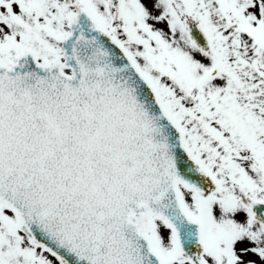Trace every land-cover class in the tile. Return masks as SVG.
Instances as JSON below:
<instances>
[{
    "label": "snow or ice",
    "instance_id": "obj_1",
    "mask_svg": "<svg viewBox=\"0 0 264 264\" xmlns=\"http://www.w3.org/2000/svg\"><path fill=\"white\" fill-rule=\"evenodd\" d=\"M0 264H264V0H0Z\"/></svg>",
    "mask_w": 264,
    "mask_h": 264
}]
</instances>
